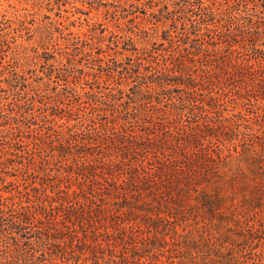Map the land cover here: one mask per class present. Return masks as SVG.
Instances as JSON below:
<instances>
[{
    "label": "trees",
    "instance_id": "obj_1",
    "mask_svg": "<svg viewBox=\"0 0 264 264\" xmlns=\"http://www.w3.org/2000/svg\"><path fill=\"white\" fill-rule=\"evenodd\" d=\"M115 1L121 14L82 0L89 13L106 6L104 20L81 34L68 17L57 28L64 44L43 36L51 42L34 59L57 61L68 81L74 57L104 62L94 50L120 37L131 54L115 53L138 68L82 71L74 78L83 86L50 108L38 93L24 102L33 82L0 63L14 96L0 95V264H264V50L233 14L258 1H175L184 20L176 34L162 14L170 5L156 23L145 8L156 15L160 1ZM191 34L201 37L194 51L183 39ZM133 73L144 81L133 84ZM23 118L44 124L27 130ZM33 234L50 246L31 247Z\"/></svg>",
    "mask_w": 264,
    "mask_h": 264
},
{
    "label": "rangeland",
    "instance_id": "obj_2",
    "mask_svg": "<svg viewBox=\"0 0 264 264\" xmlns=\"http://www.w3.org/2000/svg\"><path fill=\"white\" fill-rule=\"evenodd\" d=\"M134 4L138 5L140 2H137L135 0H131ZM144 2L148 0H142ZM157 1V0H153ZM160 1V6L156 7V15H149L151 13V10L148 8H145L148 11V19L152 20L153 22L157 23L158 18L161 16V13L159 12V8L163 6V4L170 5V11H166L163 9L162 14H164L167 19L166 20V27L167 29L171 30L173 34H176L177 32H182L183 25L181 22L184 20L182 13L178 12V6L173 5L175 1L179 2L181 1V4H183L182 0H158ZM209 2L208 0H204ZM214 1V0H213ZM219 1V0H218ZM257 6L250 4L249 6H246L243 3H240L237 7V11L233 12V14L242 13L243 17L246 19L247 27H245V33L246 34H258L260 36V47L264 50V27L260 28L258 27L259 24L262 26L264 24V0H257ZM82 0H0V63H7L10 61L12 62L11 66L7 67V70H5V74L11 73L15 65L20 66V69L22 71H25V75L27 78L30 79L31 82H33V86H30L28 88L27 95H21V97L24 99V102L27 100H31V98L36 97L34 94L38 93L40 94V98L43 99L45 102H51L50 108H53L55 105L53 98L56 96V94L59 93L60 96H72L71 94V87L72 86H78L82 87L84 82L83 80L75 79L74 77L80 76V72H93L97 71V73L105 74V72L101 69V66L105 67L106 62L111 64L112 66L115 65L116 61H121L123 63V67L131 70V68H138V64L136 62L131 61L129 59L125 58V55L116 54L115 52L118 50L119 52H122L124 54L130 55V51L128 52L125 48H130V46L126 45V41L120 37H117L113 40L114 43L106 42V44L111 45V49L106 48L107 46H103L102 49H95V54L98 55L101 59L104 60V62H97L94 61L92 57L90 56H84V55H78L74 57V64L68 65L67 70L68 74L71 75L70 80L63 81L60 77V74L62 73V70L60 69V66L57 61L51 59L49 62H41L39 63L37 59H34L37 56L36 49H39L41 52L43 51L42 44L51 42L53 39H60V44H64V39L60 38V34L58 33L57 28L64 29V26L69 24L68 17H71V19L77 20V22L74 24L73 27H71L72 30H74L77 33L85 32L88 27V21H95L97 18L104 20V14L103 12L106 11V6H101L100 11L96 9H92L91 13H89V9L87 7L82 6ZM105 4H116L114 7L112 5L108 6V8L111 9V11H118V13H122V6L123 3L116 2L115 0H102ZM195 6V10H198L199 4L197 2L193 3ZM74 6H78L84 10H76L74 9ZM88 6V5H87ZM175 6V7H174ZM141 9L143 10L144 7L140 5ZM141 9L131 8L127 7V10H133L137 12L136 14L140 16L141 18H144L145 15L141 13ZM139 10V11H138ZM124 14V13H123ZM189 16H192V13H189ZM147 17V16H146ZM193 20L196 19L195 16H192ZM173 20H177V25H173ZM179 20V21H178ZM125 20H122V22ZM254 24L252 27L250 24ZM257 23V24H256ZM160 27L162 28L161 24L158 23ZM187 26L191 27V22L186 21ZM111 30H117L114 27V23L110 22L106 25ZM176 26V27H175ZM53 32V36L52 33ZM68 33V31H66ZM205 34L207 33L206 30L203 29L201 32H197V34ZM105 35H108V32H105ZM47 37L49 40H45L42 37ZM200 36V35H199ZM201 37H196V34H191V39L183 38L185 42L190 41V50L194 51L195 46L200 45V39ZM43 40H45L43 42ZM118 44V47L116 43ZM39 47V48H38ZM139 48H142L139 46ZM53 52V50H51ZM61 52V51H59ZM59 52H53L54 55L59 59L60 54ZM97 52V53H96ZM27 56H30L29 60L27 59ZM45 57H48L46 55H43ZM38 62V63H37ZM64 62L66 60L64 59ZM137 66V67H136ZM144 72V69H141ZM137 73H133L134 78L130 81L133 84L138 85L143 80V76L137 77ZM3 77H0V95L5 97V102H10L14 100V96L12 92H5L9 88L7 85L2 83ZM148 81V80H146ZM1 85L5 87V89H1ZM109 90L103 89L102 92H108ZM132 94V93H131ZM87 100V99H86ZM38 104V103H37ZM53 111V109H52ZM34 112L37 113V110ZM51 112V111H49ZM103 118H101L102 120ZM23 121H21V124L24 125L27 130L38 128V125H36L35 122L39 123L40 125H43L44 122L40 118H36L35 120L30 118H23ZM184 120H189V124L194 121V117L191 115H187L184 117ZM188 124V122H187ZM1 129L5 130V128L1 127ZM6 136V134H5ZM3 139H7L6 137ZM14 166H16V169L19 168L21 165L20 163L14 162ZM8 223V221H6ZM39 237L43 236L41 234H38ZM33 238L30 239V243H34L31 247H33L36 250L39 249H45L48 246H50L48 243H46L45 240H40L39 237H36V235L33 234ZM27 241V240H26ZM48 245V246H47ZM35 256L41 258V260H44L42 257L41 252L32 251ZM163 261H165L164 258H162Z\"/></svg>",
    "mask_w": 264,
    "mask_h": 264
}]
</instances>
